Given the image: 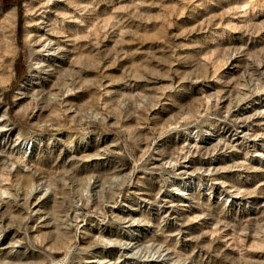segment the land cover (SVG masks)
I'll list each match as a JSON object with an SVG mask.
<instances>
[{"label":"rangeland","instance_id":"374dc122","mask_svg":"<svg viewBox=\"0 0 264 264\" xmlns=\"http://www.w3.org/2000/svg\"><path fill=\"white\" fill-rule=\"evenodd\" d=\"M13 2L0 264H264V0Z\"/></svg>","mask_w":264,"mask_h":264},{"label":"trees","instance_id":"16d2710c","mask_svg":"<svg viewBox=\"0 0 264 264\" xmlns=\"http://www.w3.org/2000/svg\"><path fill=\"white\" fill-rule=\"evenodd\" d=\"M4 1H5L6 3H9V4H12V5L17 6L18 11H19V18H20V16H21V12H20L21 7H20V4L17 3V2H13V0H4Z\"/></svg>","mask_w":264,"mask_h":264},{"label":"bare ground","instance_id":"6f19581e","mask_svg":"<svg viewBox=\"0 0 264 264\" xmlns=\"http://www.w3.org/2000/svg\"><path fill=\"white\" fill-rule=\"evenodd\" d=\"M129 243V242H128ZM131 244V243H130ZM134 245V244H133Z\"/></svg>","mask_w":264,"mask_h":264}]
</instances>
